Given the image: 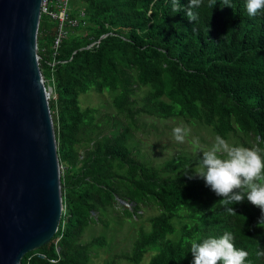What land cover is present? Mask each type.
Masks as SVG:
<instances>
[{
	"label": "trees",
	"instance_id": "16d2710c",
	"mask_svg": "<svg viewBox=\"0 0 264 264\" xmlns=\"http://www.w3.org/2000/svg\"><path fill=\"white\" fill-rule=\"evenodd\" d=\"M85 1L83 15L72 6L79 23L57 48L58 23L40 15L39 64L55 95L48 101L60 165L66 164L64 208L51 239L25 253L21 264H93L101 252L109 255L104 264H116L117 257L139 264L147 252L146 264H191L189 241L225 231L248 252L245 264H264L256 255L264 250L259 208L245 198L232 205L237 215L227 213L203 180L188 179L194 159L178 153L151 165L135 157L139 141L132 138L131 146L124 139L140 129V115H149L192 120L236 144L264 149V10L249 16L245 0H217L212 8L203 0L190 9L196 15L190 21L189 0H179L177 13L172 0ZM91 89L109 92L126 125L115 131L114 115L107 123L100 109L79 105V94ZM115 205L123 219L139 220L148 207L156 211L151 228L141 227L130 251L117 257L113 236H85L95 226L107 231L105 215Z\"/></svg>",
	"mask_w": 264,
	"mask_h": 264
},
{
	"label": "water",
	"instance_id": "95a60500",
	"mask_svg": "<svg viewBox=\"0 0 264 264\" xmlns=\"http://www.w3.org/2000/svg\"><path fill=\"white\" fill-rule=\"evenodd\" d=\"M40 6L41 0H0V264H21L25 253L46 244L64 208L38 59Z\"/></svg>",
	"mask_w": 264,
	"mask_h": 264
},
{
	"label": "clouds",
	"instance_id": "9594fccd",
	"mask_svg": "<svg viewBox=\"0 0 264 264\" xmlns=\"http://www.w3.org/2000/svg\"><path fill=\"white\" fill-rule=\"evenodd\" d=\"M216 2L217 0H208V6L212 8ZM223 2L228 4V0ZM202 3L203 0H189L185 11L190 21L196 19L190 9L199 7ZM245 8L249 16H255L264 10V0H245ZM181 10L179 0H172V12ZM190 132L191 129L186 126L172 129L173 138L180 143L185 141ZM192 144L200 156L194 175H189L188 179L203 180L206 187L221 197L217 203L231 215H237L232 205L241 203L246 198L260 210L261 215L256 226L264 225V149L257 145L230 143L220 135H216L214 142L204 148L201 147L198 137L192 138ZM233 240L232 233L225 231L218 238L189 241L193 257L191 264H245L248 252L237 248ZM256 255L264 256V250H258Z\"/></svg>",
	"mask_w": 264,
	"mask_h": 264
},
{
	"label": "rangeland",
	"instance_id": "374dc122",
	"mask_svg": "<svg viewBox=\"0 0 264 264\" xmlns=\"http://www.w3.org/2000/svg\"><path fill=\"white\" fill-rule=\"evenodd\" d=\"M70 6L77 8L79 10L84 9L86 7L85 0H71ZM45 83V82H44ZM144 90L141 89L138 91L139 95H135L133 98L140 97L143 95ZM108 91L97 92L94 89L88 90L86 92H82L78 96L79 105L82 108L86 107H96L100 109V117L105 116V120L109 123V114L114 115V122H116L117 127L124 126L128 122V120L124 116H118L116 114L115 108L111 103V98ZM136 106V105H135ZM132 107V105H130ZM104 123V122H103ZM137 125L140 126V129L134 132V137H126L124 135V139L126 141H130L134 138L139 141L138 150L135 157L139 158L141 155L149 164L158 165L162 163L165 159L170 158L175 154H185L190 158L194 159V168L196 169L197 163L196 160L199 159L200 154L197 149L192 144V138L198 137L201 142V147L210 146L214 142L215 134L211 130V128L207 125L199 124L195 121L188 120V122L184 119L177 118H161L158 116H149V115H140L139 119L136 121ZM106 124V123H104ZM109 125H107L108 127ZM176 126H186L191 129V132L188 137L185 138L183 143L177 142L172 135V129ZM121 130V129H120ZM135 141L134 143H136ZM230 143H234L235 139H229ZM133 145V141L130 143ZM62 153V152H61ZM82 149H78V157H82ZM79 165V163L77 164ZM61 166V165H60ZM66 170L65 162H62V166L60 167V171L64 172ZM116 198V197H115ZM118 198L119 205H126L131 208L130 203H123ZM117 202V203H118ZM119 205H115L113 208H108L105 218L110 222V227L105 231L100 226H95L94 228L87 229L85 236H99L105 233H108L110 237L113 236V251L112 256H118L121 252L130 251L133 246V240L138 236V232L141 229L145 231L151 228L150 222L148 221L150 217L155 215L156 211L153 207H148L147 211L144 212L143 216L137 219H123L121 217V210L119 209ZM104 217V215L102 216ZM150 253L147 252L141 263L146 264ZM108 254L99 253V256L94 259L93 264H104V260L108 258ZM116 264H130L124 260L116 258Z\"/></svg>",
	"mask_w": 264,
	"mask_h": 264
},
{
	"label": "built area",
	"instance_id": "2783aa9c",
	"mask_svg": "<svg viewBox=\"0 0 264 264\" xmlns=\"http://www.w3.org/2000/svg\"><path fill=\"white\" fill-rule=\"evenodd\" d=\"M71 0H41L40 10L41 13H46L51 19H55L58 23V28L56 32V38L54 40V48H57L60 41L69 34L72 27H76L78 25V19L76 17L71 16V9L70 6ZM80 14L83 15V10H80ZM102 35L101 37H103ZM99 43V39L93 41L90 44H87L86 48H92L94 45ZM53 54H56L53 52ZM41 56L39 55V62ZM54 60V59H53ZM57 60H54L51 65H53ZM48 99L50 97L54 98L53 88L49 86L48 88Z\"/></svg>",
	"mask_w": 264,
	"mask_h": 264
},
{
	"label": "crops",
	"instance_id": "0c3cea01",
	"mask_svg": "<svg viewBox=\"0 0 264 264\" xmlns=\"http://www.w3.org/2000/svg\"><path fill=\"white\" fill-rule=\"evenodd\" d=\"M81 10H83V9H81ZM81 15V14H80ZM74 17H76V16H74ZM77 19H78V17H76ZM78 23H79V21H78Z\"/></svg>",
	"mask_w": 264,
	"mask_h": 264
}]
</instances>
